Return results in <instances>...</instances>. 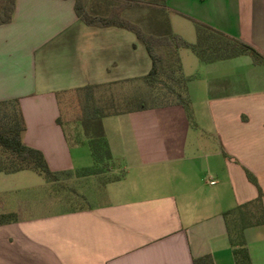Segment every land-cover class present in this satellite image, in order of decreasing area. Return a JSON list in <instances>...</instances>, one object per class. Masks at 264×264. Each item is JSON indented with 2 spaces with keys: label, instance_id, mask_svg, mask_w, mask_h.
I'll return each mask as SVG.
<instances>
[{
  "label": "crops",
  "instance_id": "1",
  "mask_svg": "<svg viewBox=\"0 0 264 264\" xmlns=\"http://www.w3.org/2000/svg\"><path fill=\"white\" fill-rule=\"evenodd\" d=\"M180 1L185 8L170 6L173 14L264 54V0ZM167 22L184 37L172 18ZM184 50L179 55L201 130L197 151L185 150L187 117L176 132L180 105L105 116L114 161L107 172L118 178L101 186L104 199L37 214L4 208L0 213L14 212L16 219L0 224V264H193L207 253L214 264H235L222 213L257 195L244 168L256 176L264 206V63L246 54L194 63ZM150 68L145 46L131 31L84 23L74 0H16L12 20L0 25V100L19 98L23 141L41 150L54 171L75 175L92 165L79 123L58 121L57 93L138 77ZM244 235L252 264H264V224L246 227Z\"/></svg>",
  "mask_w": 264,
  "mask_h": 264
},
{
  "label": "trees",
  "instance_id": "2",
  "mask_svg": "<svg viewBox=\"0 0 264 264\" xmlns=\"http://www.w3.org/2000/svg\"><path fill=\"white\" fill-rule=\"evenodd\" d=\"M165 1L74 0L75 14L80 20L92 26H116L131 31L145 46L151 60L149 71L138 77L89 83L69 91L73 96L68 99L65 108L74 107L75 114L73 113L71 120L80 124L93 158V164L76 172V176L96 174L101 167L109 171L114 166L103 126L105 116L180 105L190 124L195 125L187 86L190 77L183 73L180 49H191L201 63L243 54L249 55L254 64L264 63V54L254 46L200 20L192 19L195 41L189 42L167 24L168 16L162 11ZM15 5L16 0H0V25L12 20ZM136 6L156 10L155 13L162 15L157 20L155 13L147 11L152 18L151 30L143 28L139 22L125 15L127 9ZM62 93H57L58 99ZM59 105L61 107L60 99ZM62 116L63 113L60 111L58 121L63 126L66 119ZM25 128L19 98L0 100V172L32 170L50 182L59 181L61 176L73 175L69 171L52 170L41 150L25 144L23 141ZM244 170L247 179L257 187V195L222 213L235 264H252L244 230L249 226L264 224L263 191L256 176L247 168ZM117 176L114 175L108 180L118 178ZM15 219L14 212L0 213V224ZM192 262L214 264L209 253L194 257Z\"/></svg>",
  "mask_w": 264,
  "mask_h": 264
},
{
  "label": "rangeland",
  "instance_id": "3",
  "mask_svg": "<svg viewBox=\"0 0 264 264\" xmlns=\"http://www.w3.org/2000/svg\"><path fill=\"white\" fill-rule=\"evenodd\" d=\"M162 2V1H160ZM180 0H166L164 5V13L169 18L173 19L176 30H180L184 34L186 40H195V28L193 22L173 14L170 11V6H178L185 8ZM147 11L155 13L156 10H146L144 8H130L125 12V15L132 20L139 22L143 28H149L151 15ZM150 13V12H149ZM161 13V12H160ZM163 13V12H162ZM189 31V32H188ZM189 57L193 59L194 63L198 61L196 54L189 48H184ZM188 70V68H187ZM73 96V93L67 92L59 95L60 111L63 113V118H72L75 114L73 106L65 108L68 99ZM175 110L174 117L177 122L176 132L181 133V124L183 119H186V114L180 106ZM66 111L67 113H64ZM74 113V114H73ZM195 121V117L193 115ZM188 121V120H187ZM72 125H70L71 127ZM66 127V125H65ZM78 131L82 132L80 124ZM189 140L188 145H185L187 154L190 151H197L195 146V136L201 133V130L195 125L188 126ZM72 131V129L70 128ZM83 134V133H82ZM84 136V135H83ZM193 145V146H192ZM89 164H93L92 156H88ZM99 172L92 174L90 177L77 178L75 175L70 177L61 176L59 182L54 183L46 181L45 178L32 170H21L18 172L5 173L0 172V211L8 206H20L22 213H47L64 211L71 208H78L81 206L93 205L101 202L104 199V190L101 187L104 182L112 177L114 173L107 172L105 168H99ZM24 207H26L24 209Z\"/></svg>",
  "mask_w": 264,
  "mask_h": 264
},
{
  "label": "built area",
  "instance_id": "4",
  "mask_svg": "<svg viewBox=\"0 0 264 264\" xmlns=\"http://www.w3.org/2000/svg\"><path fill=\"white\" fill-rule=\"evenodd\" d=\"M215 181L214 180H210V183H214Z\"/></svg>",
  "mask_w": 264,
  "mask_h": 264
}]
</instances>
